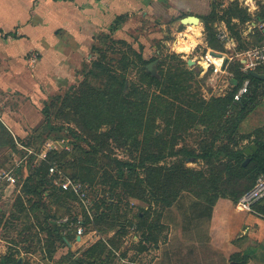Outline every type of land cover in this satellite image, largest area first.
<instances>
[{"label":"rangeland","instance_id":"1","mask_svg":"<svg viewBox=\"0 0 264 264\" xmlns=\"http://www.w3.org/2000/svg\"><path fill=\"white\" fill-rule=\"evenodd\" d=\"M233 1L210 0V2L217 4L218 17L209 21V24L216 31L217 38L221 29L228 30L237 42V45L235 47L233 45L232 48L222 42L223 49L216 50L209 47L206 24L202 19L200 24H183L181 22V18L184 16L199 15L204 17L205 13L200 7H197L195 11H190L184 8L182 4L171 9L169 4H161L160 7L162 8L150 9L145 16L143 12L139 13L137 10L116 32H112L109 27L100 30L90 50L85 53L82 66L76 70V78L74 77L71 84L60 90H47L49 99L44 103H42V99L47 96L45 93V96L40 95V99L36 101L31 98L26 99L18 92L8 93L5 91L2 93L0 110L8 124L4 123L9 131L7 140H10V137H17L19 140L33 144L35 147L33 149L39 151L47 139L66 134V137L71 138L72 143L74 141V146L68 152L69 154L62 158L64 164L59 166L68 176L72 177L79 171V168L71 162L80 160L83 164H90L91 162L87 161L86 157L92 152L94 153L93 146L100 145L92 140L87 132L82 129L79 130L73 120L69 123L67 122L68 119L56 116L47 120L43 109L46 103L51 102L50 95H64L73 87L78 89L80 82L85 80L91 84H98L94 72L102 69L95 62L100 61L105 54L106 58L102 62V67L109 69H104L109 73L107 79L105 78L106 81L109 82V75H115L120 81L125 82L123 90L125 94L128 93L132 98L136 96L147 98L148 102L144 107L143 118L136 121L134 124L136 128L133 131H137L140 124L143 125V130L138 133L141 140L150 134L147 131H155V134H161V140L166 142L167 147L160 164L171 165L183 160L186 167L210 172L211 166L205 157L192 161L187 155L192 151L203 153L207 143L212 142L213 133L219 132L220 134L215 144L218 148L225 149L224 147L227 146L236 150L252 143V141L241 137V132H247L249 129L248 122L242 123L234 133L228 130L233 125L234 120L227 119V114H223L220 110L217 100L227 96L233 88L232 79L235 77L237 69L242 68L239 53L257 44L254 36L248 32L251 20L232 19V22L229 23L226 18L222 19L225 9ZM238 1L241 6L247 8L252 16H255L264 7V0H254L256 8L253 11L246 2L247 0ZM197 25L201 28V36L197 37L198 42L191 47L189 52L181 51V44L192 43L190 39L191 29ZM219 41L221 40L219 39ZM209 48L222 53L229 59L226 70L216 74L213 70H207L198 63L200 72L196 71V75L190 83L192 84V92L197 91L198 96L206 101L203 110L196 111V113L204 114L213 121L207 122L212 133L204 134L201 129L203 126L199 125L197 128H189L179 132L180 134L175 135L176 138L172 135L174 128H168L163 119L165 105L169 101L179 103V101L173 100L176 94H163L160 89L156 88V82L152 83L146 76L142 78V73L148 70L153 71L155 75H160L163 59L173 53L181 54L186 61L188 58L201 60ZM170 63L171 60L169 59L165 67H168ZM136 87L139 90L134 93ZM259 101L264 102V97H261ZM205 106H208L211 111L214 110V114L204 113L206 111ZM50 112L54 114L55 110ZM105 129L104 126L103 130ZM103 148L102 152H95L100 161L107 162L105 155H110L124 161L135 160L136 163L140 162V153L135 152L132 155L128 145L120 146L116 141L110 140L109 145ZM86 149L91 152L85 153L84 150ZM13 150L15 148L9 143L0 145V169L11 166L15 162L14 158L26 156L25 152ZM12 152L15 153V155L13 154L14 158L11 156ZM33 163V166H39L40 162L35 159ZM102 173H104V168H100L95 175L94 185L90 192L92 198L97 195V192L99 193L97 196H107V194H103V191L110 189L109 185L101 183ZM138 173L142 178L145 177L143 168H139ZM53 184L57 186L56 183ZM47 187L52 190V185ZM113 190L122 194L123 202L121 204L116 203L117 206L112 208L109 214L111 217L117 216L128 220L127 232L122 236V243L119 247L108 245L113 253L111 258L110 255L108 256L110 252L106 251L101 256L103 261L98 260L96 264H108L110 260L112 264H185V259L174 260L173 257L174 254H183L185 251L209 252V257L212 258L211 251L217 250L211 248L210 245L196 248L194 246L198 244L195 241L196 239H205L206 236L208 238L213 234L214 229L219 231L223 227L222 224L225 228V236H230V240L225 243L227 246L240 245V241L244 239L242 236L244 227L238 228L234 224L232 227V223L243 214L237 209L234 198L224 196L223 191L219 193L222 196L215 198L213 203L210 200L199 198L192 191L183 190L170 207L162 208L161 205L156 204V201L152 204V202L148 203L135 196L127 195L121 185L113 188ZM2 195H0V220H2L0 221V264L5 263L14 255L17 260L22 258L23 264H81V261L83 264H94L86 250L100 239L106 241L108 236H118L117 229L111 228L106 231L107 228L104 225L100 226L97 222L94 223L93 211H91L92 216L89 215L78 200L72 196L63 195L59 191L56 195L49 197L26 194L23 180L18 181L17 179L13 186L8 187L6 192H2ZM19 196L22 197L26 207L23 212H20L18 206ZM118 198L114 196L116 202ZM30 199L31 201H29ZM36 204L40 208H36ZM150 204L153 205V209L149 221L160 227L156 229L158 241H144L146 235L142 229H138V226L142 224L139 213L147 210ZM99 206H102L100 202ZM252 213L255 217L264 218L257 211H252ZM49 215L53 216L51 220L47 218ZM75 218H81L84 221L80 240L76 236L78 223ZM244 221H246L244 226L248 225L249 219L247 217ZM55 226L60 228L66 242L55 239L53 233L48 230ZM14 248L19 251L14 252ZM241 252L245 251L231 250L228 252L227 263L233 264L230 259L231 255ZM187 260H189L188 257Z\"/></svg>","mask_w":264,"mask_h":264},{"label":"trees","instance_id":"2","mask_svg":"<svg viewBox=\"0 0 264 264\" xmlns=\"http://www.w3.org/2000/svg\"><path fill=\"white\" fill-rule=\"evenodd\" d=\"M139 1L138 9L122 12L116 16L113 23L109 26L112 32L119 30L133 12L142 9L143 6L149 5L153 0ZM210 6V12L204 17H199L206 24L209 47L216 50L223 49L224 47L217 38L214 27L209 24L210 20L218 17L217 4L210 2ZM223 18H226L229 23L232 22V19L240 21L251 20V22L262 21L264 20V7L255 16H252L247 8L241 6L238 0H234L225 9L222 15ZM251 35L257 41V44L254 46L264 44V32L256 30ZM105 58L106 55L104 54L100 61L95 62L102 69L94 72L98 84H91L87 80L81 81L78 89L73 87L64 95L56 94L51 96V102L46 103L43 109L47 120H50L52 116L68 119L67 122L69 123L73 120V123L79 130L82 129L87 132L90 138L100 145L93 146L94 153L92 152L91 155L86 157V160L91 162L90 164H83L80 160L71 162L79 168V171L72 175V177L87 184L90 192L94 185L95 175H97L96 173L100 168H104V173L101 175V183L110 186L109 190L103 191V194H107V196H97L99 195L97 192V195L92 198L95 200L92 211L93 217H95L94 223L97 222L100 226L104 225L107 228L106 231L111 228L117 229L118 236H108L106 241L100 239L86 250V253L90 255V260L94 264L98 260L103 261L101 256L106 251L110 252L108 256L110 255L109 257L111 258L113 253L112 249L108 248V245L119 247L122 243V236L127 232L126 227L129 221L117 216L111 217L109 214L112 208L123 202L122 194L114 192L113 188L121 185L127 195L135 196L148 203L152 202V204L156 201V204L161 205L162 208L170 207L183 190L192 191L199 198L210 200L213 203L215 198L222 196L219 193L223 191L224 196L227 195L234 198L235 203H237L245 192L254 187L257 178L264 173V136L259 133L251 145L237 148L236 150H232L227 146L224 147L225 149L216 147L215 144L220 134L219 132L213 133V140L211 143H207L204 151H202L203 153L192 151L187 155L192 161L205 157L211 166L210 172L186 167L183 160L171 165L160 164V160L165 156L164 153L167 147L166 142L161 140V134H155V131H147L150 134L146 135L144 140H141L138 137V133L143 130V125L140 124L139 129L135 132L133 131L136 128V125H134L136 121L143 118L144 107L148 102L147 98L145 96L132 98L128 93L125 94L123 91L125 82L120 81L115 75H109V82H107L106 77L109 73L104 69H108V67H102V62H104ZM169 59L171 63L168 67H165ZM163 60L160 75H155L153 71L146 70L145 73H142V78L146 76L152 83L156 82V88L160 89L165 95L176 94L173 100L179 101V103L176 104L173 101H169L165 105V116L163 118L168 128H174L172 135L180 134L189 128H197L199 125L203 126L201 129L204 134L212 133V129L207 122L213 121L204 114L199 115V113H196V111H202L206 104V101L198 96V92H192L191 89L192 84L190 81L194 79L196 70L188 67L187 61L182 58L181 54L173 53ZM257 71L264 73V68H258ZM246 79L250 80L249 92L242 96L240 100H235V93ZM232 85L233 88L228 95L217 100L219 101L218 106L220 110L223 114H227V119L234 120L233 125L228 128V130L234 133L255 106L261 102L259 101L260 98L264 97V79L256 78L250 72H245L241 68L237 69L236 75L232 79ZM137 90L139 88L136 87L134 93ZM205 108L206 111L204 113L214 114V110H209L208 106H205ZM53 110H55L54 114L50 112ZM104 126L105 130H103ZM8 135L9 131L6 125L0 120V145L9 143L15 150L22 151L23 153H26V151L19 148L17 141L26 147L35 148L33 144L21 139L19 140L17 137H10V140H7ZM66 136L65 134L54 138ZM241 137L242 139L246 138L245 135H241ZM110 140L116 141L120 146L128 145L132 155L135 152L140 153V162L136 163L135 160L124 161L110 155H105L107 162L100 161L95 152H102L103 147L109 145ZM73 146L74 141L72 148ZM84 152L88 154L91 151L86 149ZM13 154L14 152L11 153V156L14 158ZM68 154L66 151L53 152L50 155V161L40 162L39 166H33L35 156H29L27 162L21 164L16 169L18 181L23 180L25 193L49 197L56 195L59 191L63 195H69L78 200L72 192L62 189L59 185L55 186L53 178L49 176L50 164L55 163L58 166L64 164L62 158ZM245 162L247 163L244 164ZM139 168L144 169V178L139 175ZM48 185H52V190L48 189ZM47 190H49L48 193ZM0 195L3 196L2 191H0ZM114 196L119 197L117 202ZM18 198L20 212H23L26 210V207L24 206L22 197L19 196ZM99 202L102 204L101 207L99 206ZM152 204H150L147 210L139 213L142 224L138 226V229L144 231V235H146L144 241H158L156 229L160 227L156 223H150L149 221L153 209ZM36 208H40V206L36 204ZM254 210L264 217V198L254 205ZM47 218L51 220L53 216L49 215ZM75 219V221L78 220L77 218ZM160 223H158L159 226ZM48 230L53 233L55 239H61V241L66 242L58 226ZM15 251L19 250L14 248ZM250 258L251 256L245 252L233 254L230 257L233 264H246ZM1 264H23V259L22 261L20 259L17 260L14 255ZM81 264H83V261H81ZM108 264H112L111 260Z\"/></svg>","mask_w":264,"mask_h":264},{"label":"crops","instance_id":"3","mask_svg":"<svg viewBox=\"0 0 264 264\" xmlns=\"http://www.w3.org/2000/svg\"><path fill=\"white\" fill-rule=\"evenodd\" d=\"M138 2L140 1L0 0V99L2 93L7 91L18 92L22 97L36 101L40 99V95H47L46 91L49 89L56 91L71 84L97 33L107 29L119 13L138 9ZM246 2L252 11L256 8L254 0ZM165 3L169 4L170 9L177 8L180 4L190 11L200 7L205 15L211 10L210 0H153L146 6V10L143 6L138 11L145 16L148 10L162 8L160 5ZM235 43L237 45L236 41ZM48 97L47 95L42 99V103ZM0 113L3 116L1 110ZM246 122L249 129L241 132L246 140L253 142L258 133L264 136V102L255 106L243 124ZM3 123L7 124L5 120ZM239 212L244 216H239L232 227L233 224L238 228L244 227V239L240 241V245L225 244L230 236H225L222 224L223 227L219 231L214 229L208 238L206 236L205 239L195 241L198 244L194 246L196 248L210 245L217 250L211 251L212 258L209 257V252L185 251L183 254H174V260L185 259V264H228V252L237 250L245 251L251 256L246 264H264V218L255 217L252 211ZM246 217L249 221L244 226Z\"/></svg>","mask_w":264,"mask_h":264},{"label":"built area","instance_id":"4","mask_svg":"<svg viewBox=\"0 0 264 264\" xmlns=\"http://www.w3.org/2000/svg\"><path fill=\"white\" fill-rule=\"evenodd\" d=\"M256 30L264 32V20L253 22L249 26L248 32H254ZM218 38L226 46H236L235 40L231 37L227 29H221L218 33ZM210 48L202 56L201 60H197L207 70H213L214 73H222L225 70L223 65L226 57L221 53V56L213 54ZM217 52V51H216ZM218 53V52H217ZM240 62L242 64V70L249 72L250 70H256L258 68H264V44L254 46L239 53ZM205 63V64H204ZM227 68V65H226ZM250 90V80L246 79L235 93V100H240L242 96L247 94ZM0 120L4 122L3 116L0 113ZM17 144L20 149L26 151V156L21 158H15V162L7 167L0 169V191L6 192L7 188L13 186L17 180L16 169L27 162L28 157L33 155L37 162H49L50 155L53 152L66 151L69 152L72 149V141L69 137L62 138H49L47 139L39 151L33 148L26 147L19 143ZM15 155V153H14ZM49 176L53 178V181L57 183L62 189L72 192L83 205V208L92 216V209L95 200L90 195L89 186L80 180H76L73 177L68 176L63 169L57 164L53 163L49 166ZM264 198V173H262L256 180L254 187L245 192L237 201L236 207L240 211H254V205ZM78 229L76 236H81L83 233L84 221L78 218Z\"/></svg>","mask_w":264,"mask_h":264},{"label":"water","instance_id":"5","mask_svg":"<svg viewBox=\"0 0 264 264\" xmlns=\"http://www.w3.org/2000/svg\"><path fill=\"white\" fill-rule=\"evenodd\" d=\"M181 22L183 24H187V23H191V24H200L201 23V18L198 15H187L181 18ZM213 54L221 56V53H217L216 51H213ZM229 59L226 58L224 65H223V69H226V65L228 63ZM187 64L189 67L194 68L196 71L200 72V66L197 62V60L192 59V58H188L187 59ZM250 74L256 78L259 79H264V73L258 72L256 70H250L249 71ZM77 80H79V78H77ZM247 162H245L244 164H246ZM78 240L81 239L80 236L77 237ZM20 261H22V258H20Z\"/></svg>","mask_w":264,"mask_h":264},{"label":"bare ground","instance_id":"6","mask_svg":"<svg viewBox=\"0 0 264 264\" xmlns=\"http://www.w3.org/2000/svg\"><path fill=\"white\" fill-rule=\"evenodd\" d=\"M191 31H192V34L190 36V39L192 40V43L191 44H187V45L186 44H181V47H180L181 51L189 52L191 47L198 42L197 37L201 36V28H200V26L197 25V26L192 27Z\"/></svg>","mask_w":264,"mask_h":264}]
</instances>
